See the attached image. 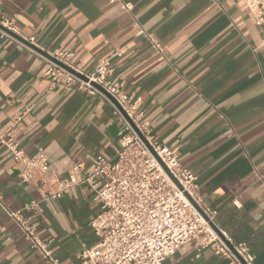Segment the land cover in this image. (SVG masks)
I'll return each instance as SVG.
<instances>
[{"label":"crops","instance_id":"1","mask_svg":"<svg viewBox=\"0 0 264 264\" xmlns=\"http://www.w3.org/2000/svg\"><path fill=\"white\" fill-rule=\"evenodd\" d=\"M0 14L40 49L73 53L85 73L111 58L112 79L151 135L177 149L214 223L264 264V23L243 0H0ZM48 67L46 56L0 33V136L11 130L29 155L43 149L51 178L77 164L89 175L98 155H115L125 122L106 97L55 86ZM42 193L20 181L0 141V264H46L4 208L23 209ZM98 211L81 184L23 215L62 264H80L97 243ZM162 264L228 260L190 242Z\"/></svg>","mask_w":264,"mask_h":264},{"label":"built area","instance_id":"2","mask_svg":"<svg viewBox=\"0 0 264 264\" xmlns=\"http://www.w3.org/2000/svg\"><path fill=\"white\" fill-rule=\"evenodd\" d=\"M243 1L256 22L264 23V0ZM125 7L131 9L132 5ZM0 24L16 33L14 21L6 15L0 14ZM0 33L1 37H12L2 29ZM50 54L87 78L47 58V74L55 86L106 97L93 83L100 85L118 101L145 140L110 100L116 114L125 122L115 155H98L89 175L82 174L83 165L77 164L67 177L54 179L47 175L50 160L43 149L29 155L19 147L11 130L0 136L1 143L13 153L20 181L37 183L43 189L42 198L25 203L23 209L4 208L45 263L62 264L23 211H42L45 200L60 199L73 187L87 184L99 204V211L90 221L97 243L79 254L80 264H162L190 242L199 251L211 248L225 257L228 264H254V256L245 243L233 242L223 231L220 236L211 226L215 211L204 203L196 176L182 165L177 149L161 144L151 135L133 96L112 79L111 58L100 60L93 72L85 73L73 60V53Z\"/></svg>","mask_w":264,"mask_h":264},{"label":"water","instance_id":"3","mask_svg":"<svg viewBox=\"0 0 264 264\" xmlns=\"http://www.w3.org/2000/svg\"><path fill=\"white\" fill-rule=\"evenodd\" d=\"M0 29L6 31L7 33H9L12 37L20 40L21 42L25 43L26 45H28L29 47L33 48L34 50L38 51L39 53H41L42 55L46 56L48 59H50L51 61L61 65L62 67L66 68L67 70L77 74L78 76L84 78L87 80V78L85 76H83L81 73L76 72L75 70H73L72 68H70L69 66L63 64L62 62H60L58 59H56L55 57H53L50 53H48L45 50L40 49L39 47H37L36 45H34L33 43H31L30 41H28L27 39H24L23 37H21L20 35L10 31L9 29L5 28L3 25L0 24ZM93 85L95 87H97L109 100H111L119 109L120 111L123 113V115L127 118V120L132 124V126L138 131L136 125L134 124V122L131 120V118L128 116V114L124 111V109L122 108V106L118 103V101L110 94L108 93L103 87H101L100 85L93 83ZM138 133L142 136V138L145 140L144 136L138 131ZM211 226L214 228V230L220 235H222V231L217 227V225L214 223V221H210ZM240 258V257H239ZM241 259V258H240Z\"/></svg>","mask_w":264,"mask_h":264}]
</instances>
